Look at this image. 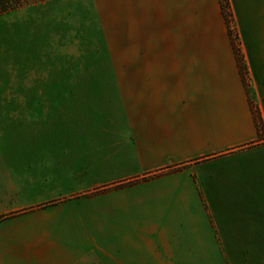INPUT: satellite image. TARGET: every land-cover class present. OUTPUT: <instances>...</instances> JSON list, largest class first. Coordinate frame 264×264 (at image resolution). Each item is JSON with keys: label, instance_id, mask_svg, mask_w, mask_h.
<instances>
[{"label": "crops", "instance_id": "0c3cea01", "mask_svg": "<svg viewBox=\"0 0 264 264\" xmlns=\"http://www.w3.org/2000/svg\"><path fill=\"white\" fill-rule=\"evenodd\" d=\"M229 3L237 42L221 0L0 15V65L88 67L3 95L0 264H264V0Z\"/></svg>", "mask_w": 264, "mask_h": 264}, {"label": "rangeland", "instance_id": "374dc122", "mask_svg": "<svg viewBox=\"0 0 264 264\" xmlns=\"http://www.w3.org/2000/svg\"><path fill=\"white\" fill-rule=\"evenodd\" d=\"M225 15V14H224ZM225 20L228 25V28L231 32V35L233 36V39L235 42L238 40V36L235 33V29H233V17L226 18ZM230 25V26H229ZM16 54V63L14 66H6L4 64L0 65V106H7V105H21L23 99H12V102L9 103L11 99H7L3 97V95L6 94V90L8 88H22V82H11V79H22L28 74H43V73H52V74H62V73H72V72H82L88 67L83 66H73L64 64L67 62L63 58L62 59H54V60H35L33 57L31 58V62L34 64L36 61H53V65H29L30 60L26 57H24L23 49H17L15 50ZM95 68L96 70L94 72H97L100 69H103L102 67H89V69ZM92 71V70H91ZM93 72V71H92ZM9 80V81H8Z\"/></svg>", "mask_w": 264, "mask_h": 264}, {"label": "trees", "instance_id": "16d2710c", "mask_svg": "<svg viewBox=\"0 0 264 264\" xmlns=\"http://www.w3.org/2000/svg\"><path fill=\"white\" fill-rule=\"evenodd\" d=\"M43 1H46V0H0V15L7 13V12H10V11H14V10L23 8L25 6L37 4V3H40ZM221 4L223 7L224 14L226 15V18L228 19V22H229V17H232L229 0H221ZM239 57H240L241 69H242L244 76H245L247 73V67H246V64H245V61H244V58L242 57V55H239ZM245 79H246V77H245ZM254 110H255V116L257 119L258 126L262 130L263 129V121L261 118L260 111L255 106H254Z\"/></svg>", "mask_w": 264, "mask_h": 264}]
</instances>
